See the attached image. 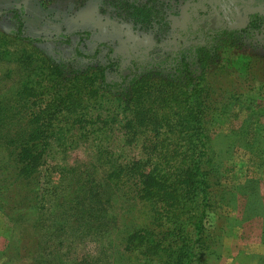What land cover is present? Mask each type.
Returning a JSON list of instances; mask_svg holds the SVG:
<instances>
[{
    "label": "rangeland",
    "instance_id": "rangeland-1",
    "mask_svg": "<svg viewBox=\"0 0 264 264\" xmlns=\"http://www.w3.org/2000/svg\"><path fill=\"white\" fill-rule=\"evenodd\" d=\"M108 1L114 9L121 2L153 0H0V165L14 160L4 147L12 151L15 144L29 141L27 136L36 130V141L48 145L44 170L63 177L59 182L64 186L54 194L41 192V217L35 218L31 202L23 194L15 197V188L7 187L12 180H3L0 174V264H166L165 253L149 249L148 240H127L143 228L154 235L152 221L156 220V227L163 226L174 221L178 212L190 218L202 214L207 231L220 227L211 245L217 250L216 257H205L208 249L194 247L190 264H264V242L260 243L264 237V146L251 150L243 146L240 134L248 121L251 128H264V55L246 48L250 43L246 36L239 39L227 34L208 44L210 59L194 68L193 75L143 68L125 89H103L101 59L65 60L71 57V44L78 37L84 38L80 43L84 52L107 42L113 47L112 56L125 51L124 42L115 41L118 35L107 25L115 20L100 13ZM10 9L21 13L26 36L89 35L71 36L69 46L17 39L10 34L15 28ZM119 25L126 27L132 51L148 41H159L164 33L162 29H133L125 21ZM127 58L124 55L119 63L125 64ZM115 63L114 68H106L108 75L118 72ZM190 82L199 83V93H207L201 112L207 137L202 142L209 146L206 157L215 163V174L207 177L218 183L206 190L205 198L197 192L186 196L184 186L177 189L179 205L167 211L171 212L168 215L159 201L149 211L137 198L106 187L104 180L116 163L140 160L145 165L139 171L147 174L155 168L158 172L160 161L186 163L194 157L190 145L199 135L193 123L185 128L183 117L190 104L177 94L188 91ZM67 93H71L69 102L62 97ZM168 171L174 174L176 170ZM85 174L97 182V196L104 208L100 220L93 219L97 211L94 204H86L78 181L67 184L68 177L75 180ZM249 182H255V193L249 192ZM49 186L47 182L44 188ZM249 198L259 203L255 211L244 208ZM83 211L93 215L82 223L90 227L87 232L78 228ZM186 229L189 236L191 226Z\"/></svg>",
    "mask_w": 264,
    "mask_h": 264
},
{
    "label": "trees",
    "instance_id": "trees-1",
    "mask_svg": "<svg viewBox=\"0 0 264 264\" xmlns=\"http://www.w3.org/2000/svg\"><path fill=\"white\" fill-rule=\"evenodd\" d=\"M122 5L125 6V9H127L126 14H129L132 18H141L142 21L146 20V22H148L153 17V12H147L148 9L141 4H127L123 2ZM16 22L17 24L10 34L17 39H22L28 42L34 41L22 34L19 19H16ZM76 54H79L77 50ZM126 69L129 70V78L126 79V82L123 78L120 82L113 81L110 83L101 75L100 87L106 90H123L126 86L133 84L141 72L137 74V69ZM188 85H190L186 86L188 91L185 90L184 93L177 94L181 97L185 104H190L183 117L186 124L185 128L190 127L187 124L193 123V131L198 132L199 135L196 140L197 142H192L190 145V151L194 157L186 163L160 161L161 165L158 172L155 168L153 172L150 171L147 174L140 173L141 170L139 171V168L145 165V162L140 163V160L133 161L130 164L125 163L123 165L122 163H116L117 166L114 164L113 171L109 172L104 180L106 187L116 189L123 195L129 196V198H137L141 201L142 205H148L147 209L149 211V208H152L153 204L159 201L161 206L166 208L165 215L170 214L171 212L167 211L173 210L179 205L177 203L181 198V194L177 189L184 186L186 196L189 197L197 192L202 194L203 198H205L206 190H209L211 186L214 184L217 185L218 183H212L207 177L208 173L215 174V163L212 162V157H206V153L208 152L207 148H209V146H207L208 144H205V141L202 142L203 138H205L206 132L205 129L203 131L201 127V124H203V114L201 112L207 93H199V88L197 87L200 86L199 83L190 82ZM70 94L71 93H67L62 97L69 102L68 99ZM201 94L203 95L201 96ZM69 104L71 105V103ZM209 107L211 106L209 105ZM253 117L254 115L249 116L251 119ZM37 131L42 135L45 134V131L41 129H38ZM31 132L34 133L33 136L28 135V133L26 138L31 142L21 141L12 147V151H8L4 147L6 152H10L11 155H14V160L10 165H7V163L0 165V174H4L3 180H12L13 184L8 183L7 187L15 188V197H19L21 194H23L22 197L25 195L28 203L31 202L29 206L32 210L31 214L36 216L35 218H39L41 217V214L39 212L40 209L38 207V203L39 201L41 202V192H46L48 190L51 191V194H54L59 190L63 191L64 186H62L59 182L63 179V177H57L58 174L53 175L51 172L50 174H46L44 165H47V163L45 159H43V154H45L48 150V145L43 143L42 140L39 144L38 141H36V138L38 137L36 136V130ZM240 134L244 139L243 146L250 148L251 150L264 146L263 127L257 126L256 128H251L248 121V125L246 123L241 127ZM171 168L176 170L174 174L169 173L168 170ZM42 173H44V175H42ZM170 176H173V179H170ZM217 177L218 176L216 174V178ZM68 180V185H71L72 183L75 185L77 180V187L80 188V192L83 194L86 204H94V208L97 211L96 216L93 217V215H89L90 213L85 215L83 211L81 212L79 218V230L83 232L90 231V227H87V224L84 226L82 223L85 221L87 223V221H89L92 217L93 219L98 217L97 220H100L99 216L102 215V210L104 209L102 208L101 201L97 196V182L95 178L89 174H85L82 178L78 176L75 180L72 177H68ZM47 182L50 186L44 188V186H47ZM129 185L131 187V192L127 189ZM175 186H177V188ZM254 186L255 182L248 183L249 192H254ZM2 187L7 190L6 185L2 184ZM229 194L231 195L232 192ZM21 200L23 199L21 198ZM258 204V201L249 198L248 203H245L244 208L248 212L255 211L256 207H259ZM19 212L21 215L25 216V211L21 212L19 210ZM178 215L179 216H176L174 221L159 227H156V220L152 221V231H154V235L152 232L150 233L148 228L138 229L129 234L127 241L131 242L134 238H136L137 242H142L143 239L148 240L146 243L151 244L150 247H148L149 249L152 250L154 248H158L160 251L165 253L164 263L166 264H190L192 259L195 258V253L193 251L194 247L199 248V250L202 249L204 252L208 249L209 252L205 253V257L215 258L217 250L211 245L213 242L216 243L220 227H218V230L215 229L213 231H207L201 223L202 214L191 218L189 215L182 212H178ZM188 220H190L189 224ZM99 224L100 223H98L97 227H99ZM188 225L191 226V231L189 233L190 237L185 234Z\"/></svg>",
    "mask_w": 264,
    "mask_h": 264
},
{
    "label": "flooded vegetation",
    "instance_id": "flooded-vegetation-1",
    "mask_svg": "<svg viewBox=\"0 0 264 264\" xmlns=\"http://www.w3.org/2000/svg\"><path fill=\"white\" fill-rule=\"evenodd\" d=\"M109 1L105 3L101 9L102 14H106L109 19L115 20L114 23L107 24L108 28L116 32L118 35L114 38L116 41L120 39L124 43L125 51L121 54L113 55L118 60L113 59V47L108 42L100 43L94 46L90 53L82 51L80 43L84 39H77V43L71 44L72 48L67 62H81V60L95 61L101 59L100 64L102 76L105 80L112 83L120 82L121 79H128L130 70L137 69V74L142 72L141 69L156 68L161 71L180 73L183 75H193L194 68H198L204 62L210 59L211 41L216 42L218 38H224L229 34L230 37L246 36L250 41L246 45L247 49H251L264 55V0H153L152 3H136L145 6L152 11L153 17L146 22L141 18H132L127 13L125 6L117 3L113 5L114 9L109 8ZM157 3V5H155ZM114 4V3H113ZM160 4V6H159ZM169 11H168V10ZM12 17L17 24L19 19L20 30L24 36L23 19L21 13L17 9H10ZM169 12H173L171 16ZM1 15V12H0ZM175 16V17H173ZM131 24L133 29L138 30H160L164 32L159 41H148L141 46L140 50L132 51L131 38L124 28L119 25L120 22ZM160 32V31H159ZM165 33H168L167 35ZM83 35L88 37V32L65 33L62 37H50L49 39L34 38L35 43H59L61 46H69L71 36ZM234 35V36H233ZM76 50L79 54H76ZM128 57L125 64L122 62L123 56ZM114 57V58H115ZM117 66L118 72L115 75H108L106 68H114ZM136 63V64H134ZM136 65V68H135ZM191 66L193 68L191 69ZM192 71V73H191ZM141 74V73H140ZM127 77V78H125Z\"/></svg>",
    "mask_w": 264,
    "mask_h": 264
},
{
    "label": "crops",
    "instance_id": "crops-1",
    "mask_svg": "<svg viewBox=\"0 0 264 264\" xmlns=\"http://www.w3.org/2000/svg\"><path fill=\"white\" fill-rule=\"evenodd\" d=\"M262 241L264 242V237L262 238V237H260V243H262ZM260 260H263L262 258H260L259 259V262H260Z\"/></svg>",
    "mask_w": 264,
    "mask_h": 264
}]
</instances>
